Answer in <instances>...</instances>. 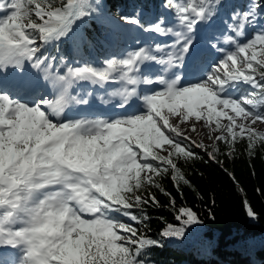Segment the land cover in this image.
<instances>
[{
	"label": "snow or ice",
	"instance_id": "1",
	"mask_svg": "<svg viewBox=\"0 0 264 264\" xmlns=\"http://www.w3.org/2000/svg\"><path fill=\"white\" fill-rule=\"evenodd\" d=\"M221 6L165 0L147 25L125 18L141 33L133 46L73 65L51 49L77 40L93 0H0V248L13 250L4 264H149L162 246L146 234L145 206H160L153 188L179 222L162 237L203 223L192 208H175L163 179L191 187L181 165L202 159L197 149L219 164L239 142L249 156L264 147L254 127L264 123V0L227 18ZM217 17L222 27L210 24ZM210 30L217 43L202 62L197 36ZM85 85L112 86L98 97L104 111ZM199 122L213 145L188 135Z\"/></svg>",
	"mask_w": 264,
	"mask_h": 264
},
{
	"label": "trees",
	"instance_id": "2",
	"mask_svg": "<svg viewBox=\"0 0 264 264\" xmlns=\"http://www.w3.org/2000/svg\"><path fill=\"white\" fill-rule=\"evenodd\" d=\"M164 3L165 0H107L109 9L116 14L126 18L138 15L145 25L162 14ZM247 3L248 0H221L220 12L227 18L226 11L244 10ZM82 34L75 42L51 49V55L65 54L72 47L86 51L91 62L93 52L104 61L122 49L112 48L115 53L110 50L106 28L92 18L83 21ZM219 147L222 152L227 151L223 143ZM246 148V142H239L232 157L217 156L222 162L219 164L197 149L202 159L181 165L191 187L181 185L178 191L171 179H163L164 189L175 198V208H192L203 221L189 226L183 238L160 235L168 223L179 222L175 220L176 211L169 196L150 189L160 206H145L150 218L146 234L160 240L162 246L150 249L149 264H264V147L258 146L254 156H249ZM229 174L235 177V182ZM245 199L258 214L257 219L247 216ZM138 227L145 231L143 226Z\"/></svg>",
	"mask_w": 264,
	"mask_h": 264
},
{
	"label": "rangeland",
	"instance_id": "3",
	"mask_svg": "<svg viewBox=\"0 0 264 264\" xmlns=\"http://www.w3.org/2000/svg\"><path fill=\"white\" fill-rule=\"evenodd\" d=\"M93 3L96 5V12H97L98 11V8H97L98 7V0H93ZM101 20H103V19H101ZM78 24L80 26L79 22H78ZM210 24H211V22H210ZM110 28H111L112 32L118 33V29L121 28V26L119 24H115V25L110 24ZM214 43H217V41H215ZM85 86H87V85H85ZM105 92H106V90L103 91L104 95H105ZM100 95H103V94H100ZM172 122L176 123L175 120H173ZM225 123H227V122L225 121ZM254 127H256L257 130L264 132V123L258 122L256 125H254ZM218 134L219 133H215L214 135H218ZM188 135H190L191 138L197 142L202 141L205 145H211L213 143V141L208 138V129L203 126V122L197 123L196 131L195 132L189 131ZM8 250L10 252L13 251L10 248H8Z\"/></svg>",
	"mask_w": 264,
	"mask_h": 264
},
{
	"label": "bare ground",
	"instance_id": "4",
	"mask_svg": "<svg viewBox=\"0 0 264 264\" xmlns=\"http://www.w3.org/2000/svg\"><path fill=\"white\" fill-rule=\"evenodd\" d=\"M98 2H99L100 4H103V0H98ZM99 10H100L101 13L105 16V20H106V21H109L110 23H115L114 21H112L113 19H112L110 16L106 15V13H105V11L103 10V8H100ZM111 19H112V20H111ZM15 71H16V70H15Z\"/></svg>",
	"mask_w": 264,
	"mask_h": 264
}]
</instances>
